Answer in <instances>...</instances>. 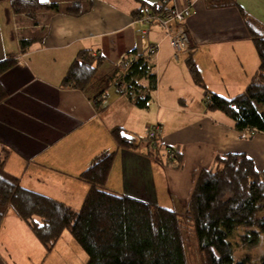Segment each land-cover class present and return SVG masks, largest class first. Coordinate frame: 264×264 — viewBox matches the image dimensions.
Here are the masks:
<instances>
[{"label": "crops", "instance_id": "1", "mask_svg": "<svg viewBox=\"0 0 264 264\" xmlns=\"http://www.w3.org/2000/svg\"><path fill=\"white\" fill-rule=\"evenodd\" d=\"M186 1L193 3L184 23L189 48L179 56H191L208 91L227 98L242 94L259 68L253 38L264 37V0H168V4L183 8ZM159 3L84 0L80 16L41 12L34 20L14 15L8 2L0 3V62L16 63L0 76L7 93L0 104V156L7 152L4 170L21 188L80 210L90 190L81 173L102 152L115 151L105 182L110 192L182 216L196 175L209 168L216 155H247L264 174V134L239 132L223 113L207 112L205 91L192 81L186 57L174 59L161 28L138 21L141 11ZM22 41L30 43L25 52ZM152 46L158 49L151 58L158 85L147 109L133 105L121 92L122 84L104 89L105 108L99 111L91 96L101 87L85 93L60 86L81 50L104 59V75L116 67L124 72L125 62L134 58L130 52L146 57ZM156 125L160 127L156 137L178 155L179 168H165L149 159L141 146L137 153L120 150L111 135L112 128H123L128 136L145 139ZM6 214L0 218L4 234ZM19 233L31 240L30 232ZM5 238L0 250L10 261L13 244ZM0 264H6L1 255Z\"/></svg>", "mask_w": 264, "mask_h": 264}, {"label": "trees", "instance_id": "2", "mask_svg": "<svg viewBox=\"0 0 264 264\" xmlns=\"http://www.w3.org/2000/svg\"><path fill=\"white\" fill-rule=\"evenodd\" d=\"M8 2L14 15L31 20L41 12L80 16L84 0H0ZM150 7L138 14H161L166 5ZM169 5V4H168ZM167 8V7H166ZM22 51L30 45L22 41ZM259 68L254 81L245 91L232 98L208 91L201 72L191 56L186 66L195 85L205 91L207 112L223 113L239 132L264 134V37L253 38ZM25 49V50H24ZM129 57H136L132 51ZM128 57V58H129ZM128 60L122 68L102 74L104 59L90 50H81L61 81L62 89L87 93L93 86L101 87L98 95L91 96L97 110H103L104 89L110 85L123 87L121 92L139 109L149 108L157 89L155 65L147 56ZM15 60L0 62V76L15 67ZM133 92L134 97L129 94ZM7 93L0 84V104ZM261 106L262 111L255 105ZM111 135L120 150L139 152L145 148L149 159L159 161L165 168L177 169L178 155L170 147L162 146L158 138L130 137L123 128H112ZM154 151H151V149ZM156 151V152H155ZM165 153L163 161L159 154ZM115 151L102 152L91 161V166L81 173L90 190L80 210L47 198L19 186L16 178L3 171L7 152L0 156V218L7 206L17 211L36 239L50 251L60 239L63 230L69 231L87 254V264H187L182 246L180 217L194 225L197 247L202 264H250L251 257L244 255L239 261L234 257L232 238L241 229L240 243L248 250L262 242L264 246V174L257 171L254 160L244 154L216 155L210 168L202 169L192 186L185 212L178 215L162 206L136 200L128 195L110 192L105 182L113 165ZM264 264V251L260 263Z\"/></svg>", "mask_w": 264, "mask_h": 264}, {"label": "rangeland", "instance_id": "3", "mask_svg": "<svg viewBox=\"0 0 264 264\" xmlns=\"http://www.w3.org/2000/svg\"><path fill=\"white\" fill-rule=\"evenodd\" d=\"M185 57L187 58L189 56H179L182 61H184ZM255 107L258 111L263 112L260 105L256 104ZM251 134L254 135L255 133L251 132ZM143 146L146 149V143ZM150 149L151 151H154V149ZM159 157L163 161H166L165 154L161 153L159 154ZM1 171L9 176L4 170V167ZM7 209H9L8 212ZM4 214H6L5 222L8 232H5L4 234L3 230H0V241H2V238L6 237L4 240H8L10 244H13L11 249L13 259L10 261L0 250V255L3 257L6 264H87L88 257L86 252L82 250L69 231L63 230V233L55 246L50 251H47V249L44 248V246L35 238V235L29 230V228L19 220V215L12 206H7ZM261 216H264V213ZM179 226L181 229L182 246L184 248V255L187 264H202L199 249L197 247L194 225H192V222L186 218L180 217ZM21 230L30 232L29 235L31 240H28L23 234L19 233ZM241 232L242 230L240 229L237 236L242 235ZM237 236L232 238L231 241L234 246L235 259L239 261L244 255H248L251 257L250 264H259L261 255L264 251L262 242L258 247L248 250L247 247H244L240 243V237Z\"/></svg>", "mask_w": 264, "mask_h": 264}, {"label": "built area", "instance_id": "4", "mask_svg": "<svg viewBox=\"0 0 264 264\" xmlns=\"http://www.w3.org/2000/svg\"><path fill=\"white\" fill-rule=\"evenodd\" d=\"M183 8H179L176 5L173 7L168 5V0H161V4L166 5L164 11L161 14H149L144 13L141 15L139 21L146 24H156L162 30L163 37L169 42L170 48L173 50V58H177L181 53L186 52L189 46V37L187 36L186 27L184 25L185 20L191 16V7L193 3L186 1ZM156 49L152 47L148 52L147 58L151 62L153 56H155ZM159 127L157 125L147 132V137L150 139H156Z\"/></svg>", "mask_w": 264, "mask_h": 264}, {"label": "bare ground", "instance_id": "5", "mask_svg": "<svg viewBox=\"0 0 264 264\" xmlns=\"http://www.w3.org/2000/svg\"><path fill=\"white\" fill-rule=\"evenodd\" d=\"M139 21V20H138ZM152 47H155V49H156V53H155V55L157 54V52H158V49H157V46H152ZM152 47L151 48H149V51L148 52H150V50L152 49Z\"/></svg>", "mask_w": 264, "mask_h": 264}, {"label": "water", "instance_id": "6", "mask_svg": "<svg viewBox=\"0 0 264 264\" xmlns=\"http://www.w3.org/2000/svg\"><path fill=\"white\" fill-rule=\"evenodd\" d=\"M42 2H43V3H47V2H48V0H42Z\"/></svg>", "mask_w": 264, "mask_h": 264}]
</instances>
